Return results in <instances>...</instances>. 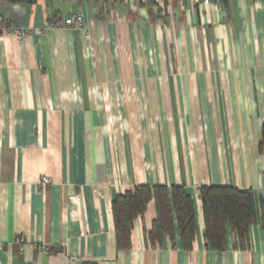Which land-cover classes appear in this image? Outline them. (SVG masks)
<instances>
[{
  "label": "crops",
  "instance_id": "0c3cea01",
  "mask_svg": "<svg viewBox=\"0 0 264 264\" xmlns=\"http://www.w3.org/2000/svg\"><path fill=\"white\" fill-rule=\"evenodd\" d=\"M161 6L0 0L27 30L0 35V264H264V0ZM71 15L80 27H46ZM135 186L184 189L190 251L149 243L152 201L117 248L111 202ZM203 186L252 192L245 245L206 247Z\"/></svg>",
  "mask_w": 264,
  "mask_h": 264
},
{
  "label": "trees",
  "instance_id": "16d2710c",
  "mask_svg": "<svg viewBox=\"0 0 264 264\" xmlns=\"http://www.w3.org/2000/svg\"><path fill=\"white\" fill-rule=\"evenodd\" d=\"M8 1L24 5L35 2V0ZM258 149L260 152L264 151V122L260 129ZM199 200L203 216L202 236L209 250L223 252L226 249L227 231L233 233L237 246L245 245L249 228L256 221L255 204L250 190L240 191L227 186H203L199 189ZM151 201L154 203L156 217L150 232L146 235L149 243L160 247L164 236L173 241L177 235L179 247L184 251H190L195 236L193 203L180 186L170 188L135 186L116 196L111 202V215L117 248L130 249L134 221L144 213Z\"/></svg>",
  "mask_w": 264,
  "mask_h": 264
},
{
  "label": "built area",
  "instance_id": "2783aa9c",
  "mask_svg": "<svg viewBox=\"0 0 264 264\" xmlns=\"http://www.w3.org/2000/svg\"><path fill=\"white\" fill-rule=\"evenodd\" d=\"M84 1L90 2V1H98V0H84ZM138 1L142 3L148 2V4H150L152 8V11L156 14H159L162 8L161 0H138ZM198 1L201 2L203 5H209L212 2V0H198ZM82 22H83L82 15H71L66 19L56 20L52 22V24H49V25L47 24L46 27H49V28H61V27L78 28L82 25ZM2 33L12 35L17 39H22L27 35V30L11 28L7 25L5 21L0 19V35ZM38 185L39 186L49 185V180L47 178H41L39 180ZM16 244L21 248V246L24 244L23 238L21 237L18 238L16 240Z\"/></svg>",
  "mask_w": 264,
  "mask_h": 264
}]
</instances>
